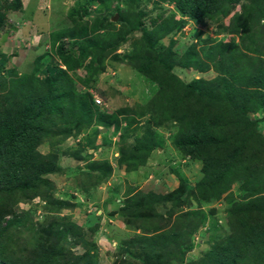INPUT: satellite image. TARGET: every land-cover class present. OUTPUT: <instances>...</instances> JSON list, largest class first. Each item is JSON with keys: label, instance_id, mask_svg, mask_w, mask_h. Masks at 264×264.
I'll list each match as a JSON object with an SVG mask.
<instances>
[{"label": "trees", "instance_id": "1", "mask_svg": "<svg viewBox=\"0 0 264 264\" xmlns=\"http://www.w3.org/2000/svg\"><path fill=\"white\" fill-rule=\"evenodd\" d=\"M113 1L125 5L123 11L116 10L118 29L102 13L113 9ZM139 1L86 0L78 5L70 13L73 27L52 38L58 63L51 58L41 62L38 57L31 72L19 76L4 69L7 57L0 51V264H96L89 253L94 246L86 239L94 229L83 232L69 215L75 203L52 195L54 184L48 176L60 171L57 156L55 152L42 154L38 147L44 143L54 146L90 127L95 128L85 138L87 146L101 134L100 128L106 131L101 134L104 142L110 132H120L119 141L124 142L141 117H148V129L166 123L182 129L174 144L200 161L201 168L193 185L178 177V186L162 197L125 200L118 212L140 230L129 244L142 257L141 263L135 258L136 262L128 264H167L173 255L181 262L186 250L180 245L187 244V237L207 218L203 212L176 214L175 209L158 216L152 205L155 200L178 207L223 200L227 204L224 217L231 234L192 264H264V135L257 131L256 119L249 117L262 111L264 118V0H156L173 8L179 18L159 15L150 19L151 30L145 27L143 12L134 10ZM92 3L99 7L98 17L88 23L84 19L91 15ZM236 7L239 13H233ZM21 10V0H0V29L8 13ZM228 17L229 24H225ZM186 20L201 27L211 24L216 36H224L216 40L198 35V43H208L201 48L204 60L196 51L198 43L179 58L169 47L156 46L163 36L179 32ZM65 37L72 41L70 49L62 42ZM130 40L126 61L158 90L142 108L108 113L77 83L93 89L107 58L125 61L116 51ZM170 45H174L172 39ZM171 56L200 72L212 67L218 75L211 81L185 83L174 74ZM79 70L86 75L76 76ZM136 143L138 148L130 152L120 150L119 164L125 162L127 170L136 168L157 146L147 131ZM72 156L83 158L80 152ZM90 168L78 174L70 171L84 190L102 183L110 173L104 161ZM233 183L239 184L235 195L230 192ZM33 201L44 202L45 215L38 222L33 219L35 208L17 212L18 205ZM78 244L86 249L81 256L69 252Z\"/></svg>", "mask_w": 264, "mask_h": 264}, {"label": "rangeland", "instance_id": "2", "mask_svg": "<svg viewBox=\"0 0 264 264\" xmlns=\"http://www.w3.org/2000/svg\"><path fill=\"white\" fill-rule=\"evenodd\" d=\"M84 2L86 0H21L22 10L8 13L4 26L0 29V51L7 57L4 69L14 70L20 76L31 72L34 61L38 57H41V62L51 58L58 63L54 50L51 48L52 38L55 34L73 27L74 19L71 21L70 13ZM111 7L113 8L111 11H102V13L110 16V21L115 23V28L118 29L120 27L118 18L115 21L112 19L115 15L118 16L116 10L123 11L125 5L123 1H113ZM98 10V5L92 3L90 7L92 13L84 20L91 23L94 17H98L96 15ZM134 10L143 12V21L148 30L153 27L150 19H155L159 15H162L163 18H171V16L179 18L173 8L163 3H156V0H140L135 4ZM239 12V7H236L233 13ZM225 24H229V17L225 19ZM214 29L215 27L211 24L201 27L186 20L179 32L163 36L156 46L163 50L169 47L171 53L179 58L192 44L199 42L198 35H201L202 38L209 37L216 40L224 37L216 36ZM103 33L102 30L99 35H103ZM138 35L136 34V37ZM171 39L174 41L173 46L170 45ZM233 39L235 44L239 43L237 36ZM62 42L69 47V42L72 41L65 37ZM131 42L132 40L128 41L116 51L117 55L125 59L124 62L121 63L111 58L105 60V71L98 76L93 89L87 90L77 83L81 91H88L93 98L100 100L101 104L103 103L104 106L99 108L106 109L108 107L106 109L108 113L122 108H142L158 90L157 85L151 79L139 74L133 68V63L126 61L125 56L130 52ZM206 45L208 43L201 41L195 46L202 60H204V55L201 48ZM73 54L77 55L74 50ZM88 61L89 59L85 63ZM169 62L170 65H173V72L177 78L185 83L196 79L211 81L218 75L212 67L202 72L193 67H185L184 62L175 59L174 56H171ZM76 74L78 77L86 75L84 70H79ZM262 115V111H257L253 114L250 113L249 117L256 119V129L264 135ZM146 119L148 117L137 118V125L132 129L133 132L129 129V137L124 142L119 141L120 132L108 133L106 142H104L101 134L106 131L104 128H100L101 134L96 136L93 144L87 146L85 138L95 128L90 127L76 137L55 142L54 146L44 143L38 147L42 154L55 152L57 156L60 171L48 176L54 184L52 195L55 198L75 203L76 206L69 215L83 232L94 229L92 235H87L86 239L94 246V248H90L89 253L95 257L96 264H128L136 262L135 258L137 263L142 262V257L137 253L138 249L136 250L129 244L136 238V234L140 233V230L132 224H127L118 212L125 200L131 197L142 198V200L144 198L148 200L151 196L162 197L178 186V177L192 185L200 177L201 162L192 160L179 151L174 144L175 137L182 129L172 123H166L163 127L151 126L148 129ZM146 131L148 134L151 132L157 146L147 154L144 160L141 158L142 162L135 164L136 168L127 170L125 162L119 164V160L122 158L120 150L124 149L130 152L135 149L139 145L136 143V139H140ZM79 152L82 159L72 156L73 153L78 154ZM99 161L108 163L110 167L109 176L102 183L84 190L79 185L78 177L76 182L73 181L79 171L87 172L91 170L92 164ZM71 170L76 171V174L70 172ZM238 185V183L231 185L230 192L233 195L238 192ZM43 204L42 201L40 203L33 201L27 205L20 204L17 212L20 213L30 207L35 208L33 219L38 222L45 215L41 208ZM152 205L158 216H165L175 209L176 214L198 211V213L203 212L207 217L204 224L187 237V244L180 245V249L186 250L183 260L177 261L178 258L172 254L173 256L168 259L167 264L197 263L213 245L224 241L231 234L232 229L227 226L224 217L227 209L224 200L203 204L201 207L193 202L189 207H178V204L172 205L170 202L162 200L159 202L155 200ZM176 207L180 210H176ZM212 225L217 230H213ZM186 245H190V248H186ZM85 251L86 249L81 244L69 249V252L76 256H81ZM167 253L170 254V249ZM249 262L252 261L249 260Z\"/></svg>", "mask_w": 264, "mask_h": 264}, {"label": "clouds", "instance_id": "3", "mask_svg": "<svg viewBox=\"0 0 264 264\" xmlns=\"http://www.w3.org/2000/svg\"><path fill=\"white\" fill-rule=\"evenodd\" d=\"M94 99H95V98H94ZM95 101H96V99H95ZM95 103H96V102H95ZM96 105H98L99 107L104 106L103 103H102V104H97V103H96ZM107 108H108V107H106V109H107ZM102 109L104 110L105 108H102Z\"/></svg>", "mask_w": 264, "mask_h": 264}, {"label": "water", "instance_id": "4", "mask_svg": "<svg viewBox=\"0 0 264 264\" xmlns=\"http://www.w3.org/2000/svg\"><path fill=\"white\" fill-rule=\"evenodd\" d=\"M117 18H118V16H117V15H115V16L113 17L112 21H115V20H117Z\"/></svg>", "mask_w": 264, "mask_h": 264}, {"label": "built area", "instance_id": "5", "mask_svg": "<svg viewBox=\"0 0 264 264\" xmlns=\"http://www.w3.org/2000/svg\"><path fill=\"white\" fill-rule=\"evenodd\" d=\"M97 104H101V101L100 100H96L95 101Z\"/></svg>", "mask_w": 264, "mask_h": 264}]
</instances>
